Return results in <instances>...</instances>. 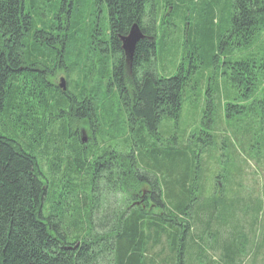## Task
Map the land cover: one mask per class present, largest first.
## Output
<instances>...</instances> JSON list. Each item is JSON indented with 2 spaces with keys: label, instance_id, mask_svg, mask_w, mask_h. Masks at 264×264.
<instances>
[{
  "label": "trees",
  "instance_id": "16d2710c",
  "mask_svg": "<svg viewBox=\"0 0 264 264\" xmlns=\"http://www.w3.org/2000/svg\"><path fill=\"white\" fill-rule=\"evenodd\" d=\"M96 12L91 38L80 14L89 26ZM133 23L143 38L127 63L120 37ZM178 28L189 57L162 77L155 62ZM85 35L112 51L93 55ZM205 74L238 93L227 118L260 119L264 131V0H0V264H241L236 232L209 229L232 213L219 215L217 200L193 211L198 155L158 138ZM210 92L205 112L216 118Z\"/></svg>",
  "mask_w": 264,
  "mask_h": 264
},
{
  "label": "rangeland",
  "instance_id": "374dc122",
  "mask_svg": "<svg viewBox=\"0 0 264 264\" xmlns=\"http://www.w3.org/2000/svg\"><path fill=\"white\" fill-rule=\"evenodd\" d=\"M169 10V6L163 7L162 14H158L156 26L158 46H160L163 38L161 25L163 12L166 13ZM80 15V23L86 27L85 31H88V28L92 29L95 34L91 38L96 37L101 23L99 20L100 18L104 19V13L97 14L96 12V14H92L93 19H91L92 23L89 26H87L88 21H86L89 14ZM179 28L182 29V27ZM179 28L178 34H175L176 28L172 33L173 36L171 35L167 40L166 37L164 38L166 46L163 53L164 61L162 63L154 61L157 72L165 77L166 74L172 75L175 72L179 61L182 62L189 57V53L185 54V44L183 48L177 46V44L180 45L184 41L183 32ZM106 29L107 27L104 26L102 30L106 31ZM102 30L101 32H103ZM91 38L85 35V45L88 43V48L97 50V52H93V55L100 54V50H106L107 54L112 51L109 44L106 47L104 45H91L92 43L89 41ZM176 48L177 53H173L172 49ZM88 58L89 54L83 56L85 62ZM111 63H113V59H111ZM208 77L209 75L206 74L205 77L198 76L199 83L197 87L187 94L182 103L176 127H173V121L169 122L167 126L162 124L158 129L160 134L158 138L160 141L171 143L174 146L182 145L186 148H193L196 155H198L200 177L195 188V208L193 211L206 200H217L220 203V208H222L219 215L232 213V224L227 227L224 224H218L215 220L209 223L212 236L215 237L219 234V237H226L230 231H235L239 236L238 242L244 246L243 250L246 251V254L243 257L241 256V264H264L263 124L257 118L256 120H250L237 115L227 118L223 113V105L241 102L236 99L238 93H235L230 86H226L220 78L217 79L218 90H215L216 81L211 84ZM60 79H65L63 74L58 75L56 83H59ZM207 82L211 85H208ZM209 89L217 96L214 108L216 118L213 115H207L205 112V92L208 95ZM249 101L244 103H249ZM205 124H208V127ZM88 133L86 130L81 132V138H85L86 142L89 138ZM119 145H122L121 140H119ZM201 179L202 181H200ZM139 193L141 194L140 197L148 194V187H142ZM256 203L262 206L259 215V221L262 219L259 222L260 224L257 221L253 222L252 219L253 210L251 208H254ZM225 214L224 216H226ZM191 216V222L194 223L195 213L191 212ZM202 237L204 245H207V256L210 254L212 260H217L218 252H213L210 248H207L209 245L211 246L212 238L207 234L202 235Z\"/></svg>",
  "mask_w": 264,
  "mask_h": 264
},
{
  "label": "water",
  "instance_id": "95a60500",
  "mask_svg": "<svg viewBox=\"0 0 264 264\" xmlns=\"http://www.w3.org/2000/svg\"><path fill=\"white\" fill-rule=\"evenodd\" d=\"M142 38H143V34L140 31L138 25L135 23H133L130 26V29H129L127 35L120 37L121 49H122V51L125 55V58L128 62H131V60H132V55H133L137 41L142 39ZM59 87L63 91L66 89L65 82L63 79H60ZM81 142L85 143L86 139L82 137Z\"/></svg>",
  "mask_w": 264,
  "mask_h": 264
},
{
  "label": "flooded vegetation",
  "instance_id": "af4514ba",
  "mask_svg": "<svg viewBox=\"0 0 264 264\" xmlns=\"http://www.w3.org/2000/svg\"><path fill=\"white\" fill-rule=\"evenodd\" d=\"M120 47H121V42H120ZM122 53H123V51H122ZM123 55H124V53H123ZM124 57H125V55H124ZM125 60H126V58H125ZM126 62L129 63L127 60H126ZM135 204H136V202H135Z\"/></svg>",
  "mask_w": 264,
  "mask_h": 264
}]
</instances>
